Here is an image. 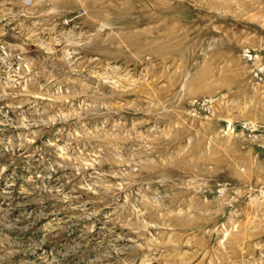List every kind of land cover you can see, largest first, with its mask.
Instances as JSON below:
<instances>
[{
	"label": "rangeland",
	"instance_id": "rangeland-1",
	"mask_svg": "<svg viewBox=\"0 0 264 264\" xmlns=\"http://www.w3.org/2000/svg\"><path fill=\"white\" fill-rule=\"evenodd\" d=\"M0 264H264V0H0Z\"/></svg>",
	"mask_w": 264,
	"mask_h": 264
}]
</instances>
